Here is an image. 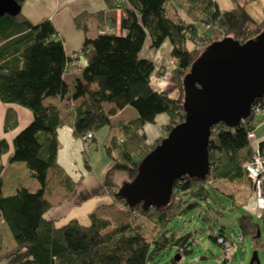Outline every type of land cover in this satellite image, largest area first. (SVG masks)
Segmentation results:
<instances>
[{
    "label": "trees",
    "instance_id": "obj_1",
    "mask_svg": "<svg viewBox=\"0 0 264 264\" xmlns=\"http://www.w3.org/2000/svg\"><path fill=\"white\" fill-rule=\"evenodd\" d=\"M16 1L21 6L25 2ZM106 2L110 8L119 7L124 11L122 25L127 35L118 36L113 32H103L95 38L86 35L81 54L87 65L81 79L72 85L64 79L68 58L63 40L57 37L50 19L32 24L22 13L0 18V101L27 109L33 116L31 123L13 139L11 154L8 142L0 140V158L9 154L8 165L25 164L39 184L36 191L21 186L13 194L5 195V166L0 165V218L15 242L14 248L0 257L6 264H151L172 249L176 250V256L183 258L192 252V234H169L167 228L178 216L199 213L204 203L207 212L201 217L208 225L209 238L222 248L229 242L233 250L234 241L226 236L224 227L218 232L214 230L217 215L226 209L215 184L247 181L253 188L245 164L256 153L264 161V140L256 151L251 146V136L259 123L254 111L238 127L219 123L212 128L209 175L203 181L188 176L176 180L168 205L145 211L142 204L130 207L117 194L124 183L136 178L141 161L173 127L184 121V78L203 53L200 48L223 39L240 43L253 40L264 31V18L257 22L241 5L222 11L213 0ZM167 6L173 8L176 18L169 16ZM82 17L78 16L75 21ZM83 30L86 32L85 27ZM148 37L153 51L166 40L172 44L171 56L176 59L173 75L179 91L176 98L151 87L155 65L151 59L140 57ZM188 43L191 48H187ZM49 98L76 104L62 116L58 107L46 102ZM256 103L264 105V98L257 99ZM105 105L112 107L107 110ZM126 107L135 109L138 118L122 126V139L109 134L105 144L112 166L102 184L114 201L90 212L88 224L71 219L59 225L46 219L45 214L52 208L48 198L59 189L70 197L78 184L58 163L59 129L70 126L75 138L84 139L89 133L93 135L109 126L110 117ZM160 114H166L169 123L164 133L149 144L140 130ZM18 123L15 109L9 107L4 131L15 130ZM86 167L89 168L88 161ZM122 174H127L129 181L120 185L116 179ZM234 206L238 207L236 203ZM140 218L153 224L156 236L152 242L144 237ZM236 226L241 232L240 241L252 238L264 253V209L259 220L249 212H242L236 217ZM2 246L0 234V250ZM233 259L231 252V260L223 258L219 264H230ZM167 264L179 263L173 258ZM251 264H258L257 256Z\"/></svg>",
    "mask_w": 264,
    "mask_h": 264
},
{
    "label": "crops",
    "instance_id": "obj_2",
    "mask_svg": "<svg viewBox=\"0 0 264 264\" xmlns=\"http://www.w3.org/2000/svg\"><path fill=\"white\" fill-rule=\"evenodd\" d=\"M222 11L233 10L238 5L244 6L248 13L254 18L255 12L264 13V0H213ZM169 16L176 18L172 7H168ZM22 15L28 19L32 24H36L42 19H50L56 27L57 37L63 40L65 52L67 55V63L65 68L64 79L67 84L72 85L78 79L82 77V71L87 65V61L81 54V47L84 43L86 35L91 38H95L103 32H113L118 36H126L127 31L123 28L122 22L125 16L122 8L114 7L110 8L106 0H25L22 6ZM83 15L82 18L75 21V19ZM255 19V18H254ZM79 24V26L77 25ZM86 28V32L83 30ZM151 40L148 37L145 46L140 54L143 59L149 58L155 65V74L151 77V87L156 92H167L177 91L176 86L172 85L173 75L168 70H172L168 64L169 58L172 53V44L169 40H166L162 46L155 52L150 51ZM187 48H191L187 45ZM83 56V60L81 59ZM168 69L164 76H159L157 73L161 70ZM164 73V72H163ZM171 76V79H168ZM170 78V77H169ZM170 83V88L167 83ZM170 95V94H169ZM171 96V95H170ZM178 97V96H177ZM48 104H52L58 107L61 111L62 116H66L69 109L76 103L68 102L67 100H61L59 98H49L46 101ZM9 107L15 109L18 116V127L6 133L4 131V119L6 111ZM112 105H105L108 110ZM138 118L137 111L131 107L117 112V114L110 117V125L106 126L109 128L107 135L112 132L117 137L118 132L121 133L122 139L123 130L122 126L136 120ZM33 119L32 114L27 110L19 106L5 105L0 101V140L5 139L10 147L9 154L13 151V139L19 134L26 126H28ZM169 123V117L166 114L158 115L153 123H147L140 130L141 134L146 136L149 144L155 142L163 133L164 127ZM259 126L256 128L258 130ZM255 130V131H256ZM255 133V132H254ZM108 136H106L107 138ZM96 136L93 134V138L88 142L84 140L74 138L72 134V128L70 126L61 127L58 131L59 140V151L57 160L61 167L70 174V170L73 169V165L77 163V159L81 158L82 148L84 145L89 144L91 141H95ZM264 140V132L260 137L254 135L251 141V146L258 147V144ZM9 154L0 158V165H4L3 178L4 187L3 192L5 195L13 194L19 187L26 186L32 191H36L39 188L36 180H34L30 174L29 169L23 163H17L8 165L7 160ZM109 160L107 161V163ZM89 171L82 177H75L71 175L76 181H78L76 192L70 197H66L65 191H57V198L53 195L49 197V202L52 204L51 210L45 214V218L48 220H54L57 224H66L71 219H78L77 214H74L75 209L83 207L91 200H97V198H105L109 196L106 194L103 188V179H100L98 173L95 172L94 168L88 162ZM112 164H106L103 168V172H106L111 168ZM75 175V174H74ZM119 175L117 178H120ZM226 182V181H225ZM230 184V183H229ZM233 185V184H231ZM35 187V188H34ZM36 189V190H33ZM257 196V195H256ZM113 202V199L110 203ZM107 203V204H110ZM102 205V204H101ZM100 206V205H99ZM248 210L253 216H260L261 205L258 198L253 195L251 200V206ZM89 215V214H88ZM89 220V218H87ZM80 221V220H79ZM60 225V224H59ZM6 226L3 219L0 218V234L3 238V246L0 250V257L7 251L4 246V234ZM7 231V230H6ZM0 264H6V260L0 258Z\"/></svg>",
    "mask_w": 264,
    "mask_h": 264
},
{
    "label": "water",
    "instance_id": "obj_3",
    "mask_svg": "<svg viewBox=\"0 0 264 264\" xmlns=\"http://www.w3.org/2000/svg\"><path fill=\"white\" fill-rule=\"evenodd\" d=\"M21 12L16 0H0V18ZM184 89V121L141 161L136 178L118 191L130 207H164L176 180L207 178L212 128L219 123L240 126L252 114L254 102L264 97V31L246 43L223 39L209 45L185 76Z\"/></svg>",
    "mask_w": 264,
    "mask_h": 264
},
{
    "label": "rangeland",
    "instance_id": "obj_4",
    "mask_svg": "<svg viewBox=\"0 0 264 264\" xmlns=\"http://www.w3.org/2000/svg\"><path fill=\"white\" fill-rule=\"evenodd\" d=\"M168 7V6H167ZM254 18L257 22H261L264 18L263 12H255ZM189 44V43H188ZM191 47V43L189 44ZM207 47H204L203 49L200 48L201 53L206 50ZM152 52H155L151 50ZM152 56L150 55L149 58ZM173 57L170 56L168 64L170 65V68L172 70L164 69L162 72V76L165 75L168 71L170 74L173 75V71L175 69V63L173 64L171 59ZM162 70V69H161ZM161 70L159 72H161ZM168 70V71H167ZM170 77V78H169ZM159 78H161L159 76ZM171 76H168V79H171ZM173 81L172 85L176 86L177 88V80L175 79L173 75ZM171 83V82H170ZM170 83H167V86H170ZM170 88V87H169ZM178 90V89H177ZM169 94L176 98L177 91L173 90L170 91ZM179 94V91H178ZM264 98V97H263ZM260 98V99H263ZM255 103V102H254ZM253 109V107H252ZM258 130L255 131V133L252 134L253 136L256 135L260 137L262 133L264 132V121L262 119L258 118ZM2 131L0 130V133ZM109 128L104 127L100 130L95 131L96 139L95 141H91L89 144H86L83 146L81 152V158L77 159V163L75 165L72 164L73 169L70 170V174L77 177L85 176V174L89 171V169L86 167V162L88 161L91 166L94 168L95 172L98 173V176H100V179H104L105 173L103 172V168L106 164H112V160L109 158L106 152V136H108ZM111 136L114 137L115 133L112 132ZM117 137H121V133L118 132ZM75 138V137H74ZM80 140H84L85 142H88L86 138H76ZM251 139V141H252ZM91 140V139H90ZM253 150L256 151L258 148L256 145L254 147L252 146ZM109 162L107 163V161ZM75 174V175H74ZM116 181L122 185L124 182L129 181L127 174H122L120 178H117ZM252 181V185H250L247 181H243L242 183L238 184H229L225 181H220L215 184L217 188H219L223 203L226 206V209L221 210L222 214L217 215V218L215 220V232H218L219 229L224 227V231L226 236L234 241L232 255L234 257L233 262L230 264H251L253 259L257 256L258 264H264V253L261 248H259L258 243L249 237H245L244 240L240 241L239 237L241 235L240 230L236 226V217L240 215L242 212H249L251 206V200L253 198V195L258 198L259 203L261 205V211L260 215L262 213V210L264 209V201L261 199L263 197V194L256 189L254 186V181ZM38 184V182H36ZM35 188V187H34ZM36 190V189H33ZM62 190L63 189H59ZM57 190V191H59ZM57 192L54 194L56 195ZM66 194V193H65ZM257 195V196H256ZM59 198L57 195L55 196V200ZM112 196H107L105 198L99 197L97 200H91L87 204H85L81 208H76L74 214H77L80 222L82 224H88L89 220L88 214L92 212L96 207H98L101 204H107L112 201ZM58 200V199H57ZM114 201V200H113ZM234 203H236V206H234ZM252 211V210H251ZM206 205L205 203L202 205V208L199 210V213L195 212L192 214H187L185 216H178L174 219L173 222H171L167 228L169 231V234L172 233H178L180 236H184L187 234H192V241L193 245L191 247L192 252L188 254L187 256H184L183 258L179 256V259L176 260L179 264H204V263H210V264H219L221 263L220 260L224 258L223 255V248L212 241L209 238V228L206 223L202 220V215L206 214ZM213 213V211H212ZM260 216L254 215L255 220H259ZM139 222L144 226L143 235L148 240L151 241L156 236L153 232V224L146 220L141 219ZM61 225V223H59ZM7 230V228H6ZM3 231L4 234V246L5 250L9 251L14 248L15 242L11 238L8 230ZM176 257V250L172 249L169 253L164 252L159 257H157L154 261L151 262V264H167L171 259Z\"/></svg>",
    "mask_w": 264,
    "mask_h": 264
},
{
    "label": "built area",
    "instance_id": "obj_5",
    "mask_svg": "<svg viewBox=\"0 0 264 264\" xmlns=\"http://www.w3.org/2000/svg\"><path fill=\"white\" fill-rule=\"evenodd\" d=\"M171 61L173 64L176 63L175 58H172ZM252 111H254L257 118H260L262 119V121H264V105L263 104L262 105L260 103L253 104ZM85 138L88 141L93 138V135L89 133ZM245 169L248 171L250 177L254 181V186L256 187V189H258V191H260V193H262L264 196V191H263L264 161L261 158V156L257 153L254 154L252 159L245 164ZM261 199H263V197ZM240 239L242 238L240 237ZM222 242L223 240L220 239L219 243H222ZM231 252H232V244L229 242L225 243L224 248H223V255H224L225 260H228V261L231 260Z\"/></svg>",
    "mask_w": 264,
    "mask_h": 264
}]
</instances>
